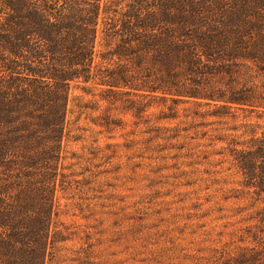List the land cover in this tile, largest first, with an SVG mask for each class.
I'll return each instance as SVG.
<instances>
[{
    "label": "trees",
    "instance_id": "1",
    "mask_svg": "<svg viewBox=\"0 0 264 264\" xmlns=\"http://www.w3.org/2000/svg\"><path fill=\"white\" fill-rule=\"evenodd\" d=\"M96 87L138 118L154 101L264 118V0H0V264H54L69 240V114ZM252 133L230 147L264 204V124ZM255 234L256 249L217 264H264Z\"/></svg>",
    "mask_w": 264,
    "mask_h": 264
},
{
    "label": "rangeland",
    "instance_id": "2",
    "mask_svg": "<svg viewBox=\"0 0 264 264\" xmlns=\"http://www.w3.org/2000/svg\"><path fill=\"white\" fill-rule=\"evenodd\" d=\"M71 109L58 194L69 240L54 264H217L257 248L264 204L243 185L230 144L247 146L264 118L156 101L138 118L99 87L75 91Z\"/></svg>",
    "mask_w": 264,
    "mask_h": 264
}]
</instances>
